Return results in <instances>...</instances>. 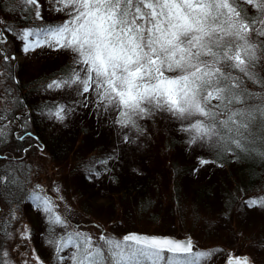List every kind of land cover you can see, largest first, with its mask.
I'll return each instance as SVG.
<instances>
[{
    "label": "snow or ice",
    "instance_id": "snow-or-ice-1",
    "mask_svg": "<svg viewBox=\"0 0 264 264\" xmlns=\"http://www.w3.org/2000/svg\"><path fill=\"white\" fill-rule=\"evenodd\" d=\"M17 2L26 13L22 19L34 15L36 21L43 20L39 0ZM50 3L53 11L63 14L59 24L12 28L0 19V42L11 35L25 53L47 46L73 54V66L53 78L47 89H74L83 97L79 103L84 107L94 103L97 110L114 112L116 125L138 135L144 132L139 121L166 113L181 123L189 146L218 154H250L255 151L251 146L259 143L257 154L264 156V94L248 87L250 82L264 92V0ZM0 58L14 59L4 48ZM71 111L56 105L48 115L63 121ZM123 139L135 143L128 134ZM110 159L98 163L106 165ZM207 163L200 159L201 166ZM6 180L12 182L10 176L0 177V183ZM30 199L47 216L46 242L56 264H207L217 255L216 250H195L191 239L137 233L117 238L102 232L93 237L77 229L69 231L68 221L54 210L50 196L34 191ZM244 203L264 208V195ZM57 228L63 232L58 234ZM29 238L30 229H25L21 239ZM7 256L6 250H0V264H10ZM33 258L39 260L35 251ZM225 264H249V260L229 254Z\"/></svg>",
    "mask_w": 264,
    "mask_h": 264
},
{
    "label": "trees",
    "instance_id": "trees-1",
    "mask_svg": "<svg viewBox=\"0 0 264 264\" xmlns=\"http://www.w3.org/2000/svg\"><path fill=\"white\" fill-rule=\"evenodd\" d=\"M8 1H11V3L6 4ZM13 3V8L8 6ZM0 8L3 9V11H0L2 15L7 11V8L11 9L10 12L16 13V22L20 26L55 25L62 22V20L59 22L55 21V17L56 19H61V16L56 11H52L54 17L48 20L36 21L34 15H29L27 19H22L21 17H24L26 13L21 11L17 0H0ZM10 26H13V22ZM14 52L6 51V54L9 55ZM55 61L50 60L49 66L51 65V68L49 66L41 67L42 70L38 74L26 81H23L20 77L21 64L15 65L13 59L6 62L3 61L5 63L4 71L6 70V76L11 77L14 74L17 80H13V82L12 80L9 81L12 84L11 89L14 90L15 94L6 112L2 113L3 118L0 119V132L3 133L0 135V177L10 176L12 181L9 183L6 180L4 183H0V250L4 249V240L8 234L6 233L7 229L11 226L12 218L15 217L17 220L23 222V225H30V238L26 239L25 242L29 245V248L39 255L43 264H53L56 260L53 249L46 242L49 232L48 223H44L41 229L38 223H36V218L42 211L35 207L34 202L30 199V194L37 190L28 187L29 183H27L30 174L32 175L27 159L30 155L29 151L32 152L35 148L33 146L34 140L45 143V149L52 153V158L57 163L67 162L70 165V170L82 166L88 167L89 169L87 171H90L92 164L107 167L109 160L106 165L98 163V161L107 158V152H110L112 156H117V153L120 155L124 150L130 151L132 144L135 146L141 145L142 150H144L143 145L150 147L151 151H153L152 156L155 155L158 158L156 162L160 165L161 170L157 168L153 170L149 166L146 169L147 163L145 164L143 161L139 162L141 161L139 160V163L136 162L135 166H129L124 172L122 171L123 175H132L122 186H116L112 180L114 176H112L108 181L104 179L98 188L91 189L98 193L101 192L103 194L108 192L109 195H114L110 191V189L114 188L116 194H118V203L120 201L121 206L117 208V213L115 214L113 207L109 206L107 209L109 211L108 214L105 216L98 215V221L97 223L95 222L99 228L101 227L102 233L113 237L116 235L112 234L106 228L108 226L103 227V225L112 224L115 219L120 218L122 215H126L125 219H123L126 220V226L123 228L120 227L118 230L119 234L124 230H139L137 224L141 219L143 221L146 220L145 214L150 216L152 220L157 221L159 215L162 217L160 211H166L167 213V209L162 206L163 201L172 202L173 197L175 202L178 201L177 194L179 192L181 193L182 180L186 179V175L193 173L191 170L194 166V162L189 160V157L177 153L179 147L177 143L180 144L182 138V134H180L182 132L180 131L181 123L170 118L166 113L157 114L152 119L141 120L139 123L144 129V132L142 135H138L135 130L120 128L113 122L116 114L114 112H105L103 109L97 111V114H99V122L96 121L94 123V120H87L86 123H83V119L86 120L87 117H81L79 115V109H77L79 102L76 104L77 100L75 98H65L67 95L73 93L77 96L75 91L69 90L72 88L62 89V96L65 97L60 96L59 99L64 103L56 104L58 99L51 98L50 94L44 97L45 99H37L42 93L45 95L40 89L48 82L47 80L49 78H56L65 68L71 66L66 61L59 62V65L54 66ZM48 69L50 70L48 71ZM248 87L250 91L256 92L257 95L264 94L259 85H252L249 82ZM77 97L79 98L80 96ZM89 99L93 100L94 97L89 96ZM56 105H64L66 110L69 108L73 109V111L67 112V118L73 114L74 119L68 125L60 126L59 129H45L48 122L46 117H48L49 109H54ZM91 105L92 103H89L88 107H91ZM96 110V106H93V112ZM93 123L95 124V130L89 132L90 134H86L92 137V140L87 145L88 149L86 148L85 150V147L83 149L76 148L72 137L81 133L85 134L88 129H92ZM27 133L31 135H27ZM42 133H47L48 136L51 135L49 142H47L45 137H41ZM53 134H55V137L52 136ZM57 134L66 135V140L56 138ZM125 134L132 137L135 143H125L123 139ZM21 136H24V139H20ZM76 142H79V140L77 139ZM175 145L176 148L174 149ZM139 146H137V152L141 151ZM251 147L255 151L250 154L238 151H228L218 154L215 150L208 148L211 161L218 167H222L221 172L216 174L217 181H213L209 187L213 186L214 188V182H216L218 184L215 189H212L211 193L215 190L224 191L221 188L225 187L224 181L227 175L229 182L227 190L230 195L226 203L228 206L227 209L236 203L239 199L238 193L240 192L246 194L248 192H257L260 195H264V183H262L264 179V156L257 154L261 150L259 143ZM62 153H65V155ZM56 156L59 157V160ZM133 168H143L144 170L136 174L131 171ZM122 174L116 172L113 175L121 176ZM232 174H234L232 176L233 179H231ZM95 181L93 180L92 182ZM92 182L90 184L91 188L93 186ZM87 186H84V191ZM194 189L195 192H199L200 190L204 191L208 188L200 186ZM109 195H102V198L107 200L106 205L115 204L114 199L112 200ZM216 206L219 208V200ZM219 211L222 213L220 208ZM172 214L177 215L175 211L169 209L168 215ZM61 231L63 232V229ZM119 234L117 238L121 237ZM98 236L95 235L94 237ZM51 258L54 259L51 260Z\"/></svg>",
    "mask_w": 264,
    "mask_h": 264
},
{
    "label": "rangeland",
    "instance_id": "rangeland-1",
    "mask_svg": "<svg viewBox=\"0 0 264 264\" xmlns=\"http://www.w3.org/2000/svg\"><path fill=\"white\" fill-rule=\"evenodd\" d=\"M8 3H11V1H8L6 4ZM39 3L41 5V15L43 20L53 18L54 13L52 12L53 10L50 0H39ZM8 6L13 8L14 3ZM10 10L11 9L7 8V11H5L3 15L0 14V19L7 21L9 25L13 22V26H11L12 28L24 27L17 24L16 13H12ZM59 16H61V19H56L55 17V21L59 22L64 19L63 14L59 13ZM0 47L6 49L8 52L15 51L14 53L9 54V56L14 57L13 61L15 65L21 64L20 77L23 81L34 77L43 67H48L50 60H56L54 66L59 65V62L63 61H66L73 66V54L65 49H52L45 46L43 48H38L35 51L25 53L22 51L20 42L12 39L11 35L7 37L6 42H0ZM3 61L4 60L0 58V113L6 112L7 107L15 94L14 90L11 89L12 84H10L9 81L12 80L13 82V80H17V77L14 74H12L11 77L6 76V70L4 71V62L6 61ZM49 68H51V65ZM49 70L50 69H48V71ZM53 78L54 77L49 78L47 80L48 82L41 87L40 91H43L45 95L42 93L37 99H43L50 94L51 98L58 99L56 104L64 103L59 99L63 94L62 89L49 90L46 87ZM69 90L74 91V89ZM65 98H75L77 100L76 104L83 100V97L80 96L78 98L74 93L67 95ZM77 106V109H79V115L81 117H87L86 120L83 119V123H86L87 120H94V123H96V121L99 122V114H97L98 110L93 112V106H95L94 103H92L91 107H84L81 103H78ZM46 118L48 122L45 129H59L60 126L68 125L70 121H73L74 115L71 114L67 118L66 112V119L63 121H58L54 117L50 118L49 115ZM94 123L92 129H88L85 134L81 133L72 137L73 142L76 144V148L83 149L85 147L86 150L87 145L90 143V140H92L91 135L86 134H90L89 132L95 130ZM180 134H182V138L180 144L177 143L179 145L177 153L189 157V160L194 162V166L191 170L193 173L186 175V179L182 180L181 193L179 192V194H177V202H175L174 197L172 202L163 201L162 206L167 209V213L166 211H160V213L164 218L159 215L158 220L154 221L150 216L145 214L146 220L143 221L141 219L137 224L139 230H124L121 234H119L118 230L120 227L123 228L126 226V220H123L126 215H122L120 218L115 219L112 224L109 223V225L105 226L102 224L103 227L108 226L106 228L112 234L116 235L115 237H118V234L123 237L126 232L130 231L154 234L157 236H174L177 238L191 237L194 242L193 245L195 250L208 249L217 251V255L208 261L207 264H222L229 254L247 255L249 264H264V208H249L244 203V200L250 197H258L261 195L257 192H248L247 194L240 192L238 193L239 199L236 203L232 204L231 208L227 209L228 206L226 203L228 202V198H230L229 191L227 190L229 185L227 175L224 181L225 187L221 188L224 191L215 190L211 193L212 189H215L218 184H216V182H214V188L213 186L209 187L213 181H217L216 174L221 172L222 167H218L211 161L207 147H200L199 145L189 146L187 144V140L189 139L188 134L185 132H181ZM52 136L55 137V134ZM41 137H45L47 142L51 139V135L48 136L47 133H42ZM65 137L66 135L57 134L56 138L66 140ZM77 139L79 142H76ZM33 144L35 148L32 152L29 151L30 155L27 159L32 172V175L30 174L29 176L30 179H27V183H29L28 187L37 190L41 195L46 194L52 198L55 205L54 210L57 214L66 218L69 230L77 229L79 231L87 232L93 237L95 235L98 236L101 233V227L99 228L96 224L98 221V215L105 216L108 214L109 211L107 209L109 206L113 207L114 213L116 214L117 208L121 206V203L120 201L118 203V194H116L114 188L110 189L114 195H109L108 192L103 194L101 192L98 193L91 189L98 188L101 185L100 183H103L104 179L108 181L112 176H114L112 179L114 184H116V186H122L124 182L132 176L131 174L123 175L122 171L124 172L129 166H135L136 162L139 160H141L139 162L143 161V163H147L146 169L149 166L153 170L156 168L161 170L160 165L156 162L158 159L157 156H152L153 151H151L150 147L146 145H143L144 150H142L141 145H137L141 150L137 152L138 147L132 144V149L130 151L124 150L120 155L117 153V156H112L110 155V152H107L106 157H108V155L113 157V159L109 160L107 167L92 164L90 166V171H87L89 168L82 166L70 170V165L67 162L57 163V161L52 158V153L45 149V143L34 140ZM175 148L176 145L174 149ZM63 155H65V153ZM56 157L59 160V157ZM201 158L209 161V163L201 166ZM105 169H107V171ZM142 170L144 169L133 168L131 171L137 174ZM116 172H120L122 175H113L114 173L116 174ZM96 173H99V175H96ZM232 176H234V174L231 175V179H233ZM93 180L96 181L92 182ZM210 180H212V182H210ZM91 182L93 184L92 188L90 187ZM262 183H264V179ZM37 185L40 186L39 190L37 189ZM86 185L88 186L84 191L83 189ZM200 186H205L208 189H205L204 191L200 190L201 192H195L194 188ZM102 195H109L112 200L114 199L113 201H115V204L106 205L107 200L102 198ZM218 200L220 204L219 208L222 213L219 211L218 206H216ZM169 209L175 211L177 215H168ZM14 219L12 218L11 226L8 227L6 232L8 234L7 238L4 240L3 250L8 252V256L4 259L9 260L10 264H43L37 253H35V255L39 257V260L33 258V250L29 248L25 239H21V233L25 232V229H30V225H23V222L16 218ZM36 223H38L40 229L43 228L44 223L47 224L46 214L41 212L36 218ZM61 230V228H57L56 232L61 234ZM52 259L54 258H51V260ZM53 264H56V261L53 262Z\"/></svg>",
    "mask_w": 264,
    "mask_h": 264
},
{
    "label": "water",
    "instance_id": "water-1",
    "mask_svg": "<svg viewBox=\"0 0 264 264\" xmlns=\"http://www.w3.org/2000/svg\"><path fill=\"white\" fill-rule=\"evenodd\" d=\"M132 233H137V234H145V235H148V236H155V237H171V238H175V239H178V240H184V239H191V237H184V238H177V237H174V236H157V235H154V234H146V233H138V232H132ZM192 240V239H191ZM193 242V241H192ZM193 244H194V242H193ZM232 255V254H231ZM233 257H239V258H243V257H247L248 258V256L247 255H232ZM228 258V257H227ZM249 260V259H248ZM225 262H226V260H225ZM225 262L224 263H222V264H225Z\"/></svg>",
    "mask_w": 264,
    "mask_h": 264
}]
</instances>
